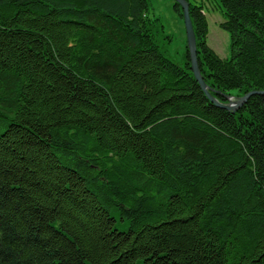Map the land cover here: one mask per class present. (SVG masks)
<instances>
[{"label":"trees","instance_id":"obj_1","mask_svg":"<svg viewBox=\"0 0 264 264\" xmlns=\"http://www.w3.org/2000/svg\"><path fill=\"white\" fill-rule=\"evenodd\" d=\"M187 1L210 93L263 91L264 0H216L225 58ZM171 45L149 0H0V264H264V94Z\"/></svg>","mask_w":264,"mask_h":264},{"label":"rangeland","instance_id":"obj_2","mask_svg":"<svg viewBox=\"0 0 264 264\" xmlns=\"http://www.w3.org/2000/svg\"><path fill=\"white\" fill-rule=\"evenodd\" d=\"M201 3L208 22L207 44L222 58L230 54L229 33L220 27L224 20L222 10L216 0H190ZM149 15L160 19L164 30L172 37L171 56L177 62L182 59L186 45L183 18L174 9V0H149Z\"/></svg>","mask_w":264,"mask_h":264},{"label":"water","instance_id":"obj_3","mask_svg":"<svg viewBox=\"0 0 264 264\" xmlns=\"http://www.w3.org/2000/svg\"><path fill=\"white\" fill-rule=\"evenodd\" d=\"M178 2L183 10V20L185 25V33H186V41H187V48L189 52V58L191 63V70L193 72V75L195 79L197 80L200 88L203 90V92L207 95V97L218 107L227 109V110H236L238 109L242 104H244L248 98L253 94H264L263 91H250L246 94H244L241 97H233V96H227V102H219L209 91V87L204 81L199 66L197 62V50H196V41H195V34L192 26V21L189 15V3L187 0H175Z\"/></svg>","mask_w":264,"mask_h":264}]
</instances>
